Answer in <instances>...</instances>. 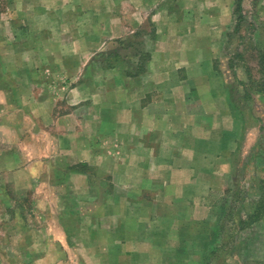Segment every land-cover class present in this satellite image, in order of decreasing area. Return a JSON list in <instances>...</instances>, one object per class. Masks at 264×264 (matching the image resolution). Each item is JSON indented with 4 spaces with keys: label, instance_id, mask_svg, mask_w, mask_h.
<instances>
[{
    "label": "crops",
    "instance_id": "1",
    "mask_svg": "<svg viewBox=\"0 0 264 264\" xmlns=\"http://www.w3.org/2000/svg\"><path fill=\"white\" fill-rule=\"evenodd\" d=\"M235 5L0 9V264L209 263L211 198L253 146L215 66Z\"/></svg>",
    "mask_w": 264,
    "mask_h": 264
},
{
    "label": "rangeland",
    "instance_id": "2",
    "mask_svg": "<svg viewBox=\"0 0 264 264\" xmlns=\"http://www.w3.org/2000/svg\"><path fill=\"white\" fill-rule=\"evenodd\" d=\"M14 1L0 0V9H5L7 21L15 11L11 6V12H7L3 6ZM77 2L71 0L75 13ZM235 13L234 24L221 28L215 66L227 80L238 117H248L253 146L243 144L246 149L241 148V143L236 146L234 157L239 170L229 181L230 187L211 198L217 214V229L216 235L210 237L211 251L206 258L208 264H264V208L255 210L264 198V172H261L264 169V111L259 113L261 118L254 107L249 108L250 114L246 110L252 104L251 98H259L264 103V98L255 92L259 84L264 85V0H242L241 10ZM74 17L82 18L81 15ZM256 164L261 167L259 171L255 169Z\"/></svg>",
    "mask_w": 264,
    "mask_h": 264
},
{
    "label": "trees",
    "instance_id": "3",
    "mask_svg": "<svg viewBox=\"0 0 264 264\" xmlns=\"http://www.w3.org/2000/svg\"><path fill=\"white\" fill-rule=\"evenodd\" d=\"M236 1H237V7L235 8V9H236L235 12L241 10V2H242V0H236ZM235 12H234V13H235ZM235 14H236V13H235ZM255 92L261 94V95L263 96V98H264V85H260V84H259L258 87L255 88ZM248 96H250V95L248 94ZM262 194H263V196H264V191H263ZM260 207H263V208H264V198H262V199L258 202V205L256 206L255 210H260Z\"/></svg>",
    "mask_w": 264,
    "mask_h": 264
}]
</instances>
